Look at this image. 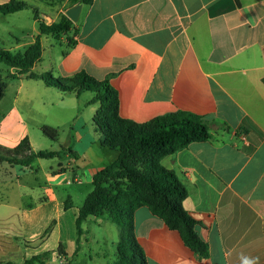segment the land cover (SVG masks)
Returning a JSON list of instances; mask_svg holds the SVG:
<instances>
[{"label": "crops", "instance_id": "0c3cea01", "mask_svg": "<svg viewBox=\"0 0 264 264\" xmlns=\"http://www.w3.org/2000/svg\"><path fill=\"white\" fill-rule=\"evenodd\" d=\"M11 1L0 0V5ZM73 23L69 41L48 46L42 36L36 75L68 79L85 72L97 81L108 80L118 92L121 118L139 125L180 112L210 124V140L191 143L162 161L187 190L183 208L196 222L209 257L201 259L178 231L141 207L135 212V234L148 264H264V0H94L83 5ZM27 76L14 80H35L60 96L82 97ZM17 115L27 124L20 111ZM9 119L5 115L3 124ZM23 139L0 142V147L13 150ZM84 139L77 134L67 144L69 166L46 174L40 187L44 202L34 206V193L23 194L21 204L13 206L15 213L0 216L15 227L37 225L45 208L55 209L41 230L26 234L31 254L21 264L46 252L51 253L46 264H69V257L80 259L82 245L92 239L111 244L117 255L118 225L107 217H91L79 235L81 207L74 211L72 197L60 200L53 189L70 168L73 180L66 183H77V193L89 189L95 174L117 160L116 151L101 143L95 152ZM16 167L5 162L0 172H18ZM91 224L104 232L92 234ZM2 232L0 261L13 262L7 255L13 249L6 238L10 233Z\"/></svg>", "mask_w": 264, "mask_h": 264}, {"label": "trees", "instance_id": "16d2710c", "mask_svg": "<svg viewBox=\"0 0 264 264\" xmlns=\"http://www.w3.org/2000/svg\"><path fill=\"white\" fill-rule=\"evenodd\" d=\"M54 11L65 6L66 10L93 4L94 0H33ZM31 9L26 0H12L0 5V15H11ZM39 36L25 53L0 50V72L3 67H12L18 74L0 75V100L5 97L9 81L18 75L29 79H41L47 86L62 92H84L95 94L92 103L99 104L95 123L106 138L104 146L118 153L117 160L99 170L93 178V190L79 209L76 219L77 232L83 233V225L91 218L107 217L121 230L115 264H148L147 257L135 234V212L147 207L162 218L167 226L181 234L185 244L201 259L209 257V247L197 235L194 219L184 210L183 201L187 190L174 171L165 168L163 159L187 148L191 143L204 142L212 138L210 124L203 117L189 113H174L139 125L121 118L119 95L108 80L97 81L81 72L68 79H54L50 73H32L43 55L42 36L68 35L74 23L65 14L50 25L40 20ZM44 136L58 141L59 133L52 127L42 128ZM60 153L35 152L28 137L13 150L0 147V165L30 167L37 159H53ZM50 252L37 255L24 264H46ZM0 264H14L0 261Z\"/></svg>", "mask_w": 264, "mask_h": 264}, {"label": "rangeland", "instance_id": "374dc122", "mask_svg": "<svg viewBox=\"0 0 264 264\" xmlns=\"http://www.w3.org/2000/svg\"><path fill=\"white\" fill-rule=\"evenodd\" d=\"M31 1L35 5L33 9H28L16 15H0V50L25 53L35 43L36 36L39 33V24L35 21V13L37 12L40 20L50 25L55 21H59L62 16V14L59 15L60 10L66 9V7H61L52 11L40 3ZM68 35L72 36V33L70 32ZM68 35H47L43 37L49 39L47 44L50 46V44L59 43L61 40L69 41ZM39 72V68L32 71L34 74ZM8 74H18V70L12 67H3L0 75L6 77ZM94 96L93 92H84L81 98L76 96L63 97L55 90H47L39 81H9L5 97L0 100V142L12 144L13 141L29 137L30 140H33L37 152L48 151L60 153V155L53 159H37L29 168L16 167L18 172L14 171L11 174L5 170L0 172V216L4 217L15 213L13 206L21 204L23 194L29 196L30 193H34L33 203L36 204L34 206L44 202V199H41L40 187L46 183L45 176L50 174L51 170H58L61 165L67 167L71 164L70 155L65 156V154H69V151H65V148H67L70 139L73 140L77 134L78 138L83 135L85 137L84 141L88 142L89 145L93 144L95 152L101 150L100 144L104 145L106 138L95 123L99 104L92 103ZM17 111L22 113L27 124L22 125L20 123ZM5 115H9L10 119L3 124L2 119ZM44 127H52L58 131V142H52L44 136L42 132ZM72 165L77 169L76 164ZM20 169H22L21 173ZM80 176L85 181L82 173H80ZM36 178H38V181H36ZM68 179L73 180V170L71 168L66 171L65 175L60 176L59 180L53 185V189L60 200H65L70 195L73 210L77 211L78 208L83 206L87 195L93 190V186L91 185L89 189L82 188V191L77 193L75 190L79 188L78 184L68 185L66 183ZM31 189H34V191ZM53 212L55 214L53 207L45 208L42 220L37 225L26 226L19 223L15 227L11 225V220H0V233H3V230L10 233V235H6V238L10 239L13 249L8 251L7 255L12 258L14 264H21L20 262L31 254L29 253L31 251L24 244L26 234L41 230ZM93 219L95 218L93 217ZM94 224H91L90 232L92 234H102L104 229ZM49 246H53V243H49ZM81 248L82 255L80 259L70 256L69 264H115L117 260L113 246L111 244L106 245L103 241L92 239L90 243L85 242ZM56 264H60V262L57 261Z\"/></svg>", "mask_w": 264, "mask_h": 264}, {"label": "water", "instance_id": "95a60500", "mask_svg": "<svg viewBox=\"0 0 264 264\" xmlns=\"http://www.w3.org/2000/svg\"><path fill=\"white\" fill-rule=\"evenodd\" d=\"M83 5H78L68 9L65 15L73 22H77L79 20L80 14L82 12Z\"/></svg>", "mask_w": 264, "mask_h": 264}]
</instances>
